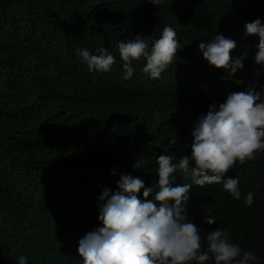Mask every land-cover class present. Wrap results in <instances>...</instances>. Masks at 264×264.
Masks as SVG:
<instances>
[{"label":"trees","instance_id":"trees-1","mask_svg":"<svg viewBox=\"0 0 264 264\" xmlns=\"http://www.w3.org/2000/svg\"><path fill=\"white\" fill-rule=\"evenodd\" d=\"M256 19L264 24V0H0V264L20 256L83 264L79 240L102 227L98 198L119 191L122 176L140 178L154 200L160 155L190 156L193 127L211 105L248 87L264 91L259 37L245 32ZM165 26L180 46L172 63L152 79L141 57L125 79L119 42L142 35L150 49ZM217 34L236 42L231 56L243 67L235 75L199 49ZM101 47L115 61L108 72L89 71L77 49ZM192 167L174 173L172 186L191 185L185 215L203 248L207 234L227 230L230 243L257 254L252 264H264V151L224 177L239 178L240 200L222 183L193 184ZM208 215L215 224L204 223Z\"/></svg>","mask_w":264,"mask_h":264},{"label":"clouds","instance_id":"clouds-1","mask_svg":"<svg viewBox=\"0 0 264 264\" xmlns=\"http://www.w3.org/2000/svg\"><path fill=\"white\" fill-rule=\"evenodd\" d=\"M150 2L158 6L163 0ZM245 32L259 37L255 62L264 64V24L259 19L246 23ZM142 37L136 35L118 44L125 79L133 75L131 62L141 57L147 61L143 71L152 79H158L180 47L176 32L169 26L164 27L150 49ZM235 48L236 42L222 34H217L211 42L199 44L209 65L231 75L243 67L242 58L231 56ZM77 54L87 63L88 70L94 72L110 71L115 61L103 47L98 48L95 55L88 49H77ZM191 136L190 156H182L178 163L168 154L157 158L159 190L154 200H147L153 188H145L140 178L130 175L121 177L119 191L110 197L108 189L103 191L98 198L101 202L106 200L99 206L98 220L102 227L79 240L78 253L83 264H191L193 261L205 264L209 260H214V264H252L259 259L256 253L230 243L227 230L211 231L203 248L199 228L185 215L191 185L173 187L172 184L173 174L178 170L187 173L191 162L193 184L203 188L222 183L223 191L235 200L241 199L239 178L225 180L224 177L237 162L243 165L264 151V91L248 87L230 93L224 103L218 107L211 105L207 114L198 119ZM133 167L141 165L137 161ZM141 189H144V201L138 198ZM253 198V193L248 192L245 205L251 206ZM215 222L216 218L211 215L204 220L208 225ZM18 264H26V257L20 256Z\"/></svg>","mask_w":264,"mask_h":264}]
</instances>
